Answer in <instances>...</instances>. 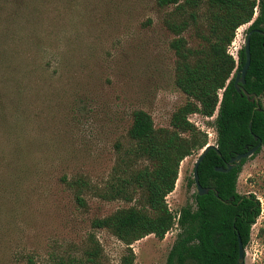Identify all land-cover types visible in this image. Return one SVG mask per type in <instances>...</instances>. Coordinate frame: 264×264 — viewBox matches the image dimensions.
<instances>
[{"label": "rangeland", "instance_id": "1", "mask_svg": "<svg viewBox=\"0 0 264 264\" xmlns=\"http://www.w3.org/2000/svg\"><path fill=\"white\" fill-rule=\"evenodd\" d=\"M208 8L207 0L186 10L157 0H0V264H71L92 233L104 261L121 264L128 245L92 221L142 204L104 200L94 189L111 178L129 145L136 110L169 128L187 102L176 84L172 42L179 35L168 21L188 22L182 35L198 48L211 34ZM250 25L238 28L229 46L236 58ZM216 116H189L208 144L217 145ZM201 151L181 162L167 196L174 212L194 205L190 180ZM78 178L91 187L83 193L87 207L69 185ZM238 191L256 195L262 209L245 264H264V143L243 164ZM179 231L175 225L163 239L135 241L134 264H167Z\"/></svg>", "mask_w": 264, "mask_h": 264}, {"label": "trees", "instance_id": "2", "mask_svg": "<svg viewBox=\"0 0 264 264\" xmlns=\"http://www.w3.org/2000/svg\"><path fill=\"white\" fill-rule=\"evenodd\" d=\"M157 2L162 7L178 5L186 10L198 9L206 0ZM207 3L211 34L204 38L201 47H190L182 35L188 22L168 21L169 28L179 35L172 42L178 56L176 84L187 94V102L173 113L169 128H157L149 112L136 110L129 130V145L120 153L111 178L103 187L94 189L104 200H135L142 204L119 208L92 221L94 229H107L128 245L121 264H134L135 253L130 245L135 241L149 234L163 239L175 225L180 231L167 256V264H238V235L246 247L262 211L256 195L238 191L239 174L247 159L229 172L217 171L216 167L226 165L231 157L246 151L247 146L258 144L255 135L264 143V34L252 33V60L244 84L246 90L259 96L260 109H256V101L235 87L236 73L246 61L244 47L239 50L238 58L229 51L242 25L251 22L248 33L254 29L264 31V0H207ZM192 17L196 18L195 13ZM216 111L214 125L222 155L211 149L199 165L200 182L211 190L204 195L196 191L194 205L188 204L174 212L167 196L175 190L181 162L208 144L207 133L189 116L199 113L211 117ZM141 161L147 163L139 164ZM190 183L195 184L194 174ZM69 185L76 190L79 205L87 207L83 193L91 188L88 181L78 178L69 181ZM69 261L108 264L94 233L89 236L82 256Z\"/></svg>", "mask_w": 264, "mask_h": 264}, {"label": "water", "instance_id": "3", "mask_svg": "<svg viewBox=\"0 0 264 264\" xmlns=\"http://www.w3.org/2000/svg\"><path fill=\"white\" fill-rule=\"evenodd\" d=\"M254 31L260 32L262 34H264V31L260 30V29H254L252 31H250L247 34L246 40H245V44H244V49H245V53H246V61L244 66L237 71L236 73V78H235V87L237 89L238 92H243V94H245L250 100L252 101H256L257 102V107L256 109H260V98L256 93H250L248 90H246V88L244 87V84L246 83V77H247V73L248 70L250 68L251 65V60H252V54H251V36L252 33ZM250 127H252V121L250 122ZM255 139L258 140V144H256L254 147L249 148L247 146L246 151L244 152H240L237 153L236 155H234L233 157H231V159L226 162V165H221V166H217L216 170L217 171H221V172H229L231 171L233 168L239 166L242 161L244 159H247L248 157L252 156L254 153H256L260 147H262L263 145V140L259 138L258 135H255ZM211 149H215L218 151V153L220 155L221 152L219 150L218 145L216 144H207V146L201 151V154L199 156V158L197 159L195 166H194V179H195V184L197 187V192L200 195H204V194H208L211 190L210 187H205L202 185V183L200 182V176H199V165L200 163L204 160L205 156L207 155V153L211 150ZM213 190L215 191V189L213 188ZM216 196L219 197V192L216 191ZM227 202V201H226ZM238 241H239V257H238V264H245V259H246V247L244 245V242L242 240V237L240 236V234L238 235Z\"/></svg>", "mask_w": 264, "mask_h": 264}]
</instances>
